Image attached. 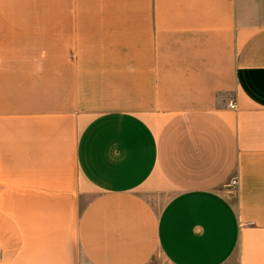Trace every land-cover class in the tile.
<instances>
[{"label":"crops","instance_id":"crops-1","mask_svg":"<svg viewBox=\"0 0 264 264\" xmlns=\"http://www.w3.org/2000/svg\"><path fill=\"white\" fill-rule=\"evenodd\" d=\"M0 264H264V0H0Z\"/></svg>","mask_w":264,"mask_h":264},{"label":"built area","instance_id":"built-area-1","mask_svg":"<svg viewBox=\"0 0 264 264\" xmlns=\"http://www.w3.org/2000/svg\"><path fill=\"white\" fill-rule=\"evenodd\" d=\"M232 107L235 108L234 106H232ZM237 184H238L237 179L232 180L230 183L231 186H237Z\"/></svg>","mask_w":264,"mask_h":264}]
</instances>
